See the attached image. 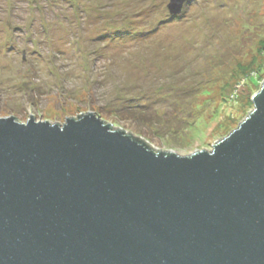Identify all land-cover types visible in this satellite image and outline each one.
Wrapping results in <instances>:
<instances>
[{
    "label": "water",
    "instance_id": "95a60500",
    "mask_svg": "<svg viewBox=\"0 0 264 264\" xmlns=\"http://www.w3.org/2000/svg\"><path fill=\"white\" fill-rule=\"evenodd\" d=\"M261 82L235 130L183 156L91 111L0 117V264H264Z\"/></svg>",
    "mask_w": 264,
    "mask_h": 264
},
{
    "label": "rangeland",
    "instance_id": "374dc122",
    "mask_svg": "<svg viewBox=\"0 0 264 264\" xmlns=\"http://www.w3.org/2000/svg\"><path fill=\"white\" fill-rule=\"evenodd\" d=\"M169 1L0 0V117L91 111L157 150H210L264 79V0Z\"/></svg>",
    "mask_w": 264,
    "mask_h": 264
},
{
    "label": "trees",
    "instance_id": "16d2710c",
    "mask_svg": "<svg viewBox=\"0 0 264 264\" xmlns=\"http://www.w3.org/2000/svg\"><path fill=\"white\" fill-rule=\"evenodd\" d=\"M254 79H255V85H256V84H257V83H256V76H254Z\"/></svg>",
    "mask_w": 264,
    "mask_h": 264
}]
</instances>
